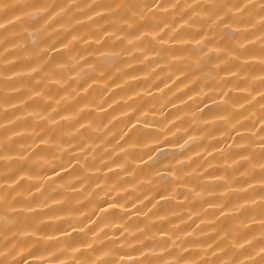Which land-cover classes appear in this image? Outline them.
I'll list each match as a JSON object with an SVG mask.
<instances>
[{"label":"bare ground","instance_id":"1","mask_svg":"<svg viewBox=\"0 0 264 264\" xmlns=\"http://www.w3.org/2000/svg\"><path fill=\"white\" fill-rule=\"evenodd\" d=\"M40 2L0 0V260L264 264L261 17Z\"/></svg>","mask_w":264,"mask_h":264},{"label":"clouds","instance_id":"2","mask_svg":"<svg viewBox=\"0 0 264 264\" xmlns=\"http://www.w3.org/2000/svg\"><path fill=\"white\" fill-rule=\"evenodd\" d=\"M244 3V9L237 12V16L242 20L244 23L252 24L257 17H261L259 20L258 28L260 31H264V0H243ZM38 12L37 14L41 17V20H46L47 17H49L52 13L48 10V3L47 0H41V2L37 5ZM252 13V15H250ZM130 19H137L138 17H129ZM199 19V18H198ZM164 21L161 20L160 23H163ZM127 26V25H125ZM46 31V29H45ZM193 119H195L193 117ZM188 143H192V141H189ZM187 144H179L178 149H186ZM59 163V161H57ZM186 162L180 161L178 162V167L180 170H183L185 167ZM3 236L0 235V244L3 243ZM17 239H21L20 236L17 237ZM0 255H3L2 252H0ZM0 264H6L5 261L0 260ZM15 264V262H13ZM86 264H95V257L92 255L88 256V260ZM99 264H109V261L107 260H100ZM111 264H114V261L111 262Z\"/></svg>","mask_w":264,"mask_h":264}]
</instances>
